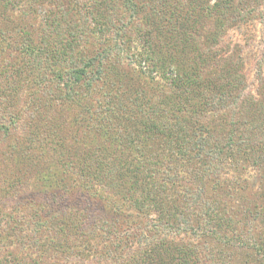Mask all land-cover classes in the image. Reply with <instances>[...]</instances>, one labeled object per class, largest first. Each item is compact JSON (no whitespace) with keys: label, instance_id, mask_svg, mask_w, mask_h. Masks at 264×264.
<instances>
[{"label":"trees","instance_id":"obj_1","mask_svg":"<svg viewBox=\"0 0 264 264\" xmlns=\"http://www.w3.org/2000/svg\"><path fill=\"white\" fill-rule=\"evenodd\" d=\"M19 1L0 0V156H26L18 170L38 173L39 189L17 180L7 239L59 254L53 264L92 251L110 264H264V192L251 205L231 176L264 165V110L230 36L256 0ZM131 32L162 81L119 68ZM83 137L90 147L68 144Z\"/></svg>","mask_w":264,"mask_h":264},{"label":"rangeland","instance_id":"obj_2","mask_svg":"<svg viewBox=\"0 0 264 264\" xmlns=\"http://www.w3.org/2000/svg\"><path fill=\"white\" fill-rule=\"evenodd\" d=\"M30 0H20L19 2L20 5L17 7L18 10H21L26 8V6L29 5ZM64 1V8H68L70 10L69 5L70 1L69 0H63ZM82 2L84 0H81ZM86 2L88 1L89 7L87 8L88 10L91 9V4L93 3V0H85ZM108 3L112 6L116 5L119 6V1L117 0H107ZM214 2L215 0H211ZM85 2V3H86ZM257 4L254 7H250L253 10V22L251 23L250 26L245 25L242 28V30L238 31H233L230 36L232 37L231 39L240 41L242 44V47L244 48V58L246 62V67H247V72H248V80H249V85L250 89L253 90L254 94H256L257 98L259 99L258 108L264 110V83H262V80L264 79V64H260V58H263L264 54V0H256ZM58 3H49L48 6L50 9L56 8L55 5L59 4ZM121 4V3H120ZM40 5V4H38ZM112 6L109 8V11L115 10L113 12H120L119 7L113 8ZM72 7V6H71ZM108 7L104 8L102 12L104 14H107L108 12ZM56 10V9H55ZM53 10V11H55ZM111 13V12H110ZM121 13V12H120ZM111 15V14H110ZM77 19H79L80 13L75 15ZM112 16V15H111ZM117 17V16H116ZM118 17H120L118 13ZM233 17L232 15H227L226 18V23L229 21V19ZM86 18V20H85ZM40 18L37 20H27V23H29L30 27L34 25V27H40ZM83 20H85V26H87L88 31L90 30H96V35H101V31H98L101 27L104 29V25L101 22H98L97 19H95L92 15L88 17H82ZM209 22V23H207ZM204 26L209 29L214 31L213 26V20L207 21V18H205ZM230 26V25H228ZM136 27V24H135ZM134 27V28H135ZM206 28H203V34L208 32ZM216 30V29H215ZM106 31V27H105ZM194 29L192 30L193 33ZM114 32V31H113ZM113 32H109L110 36L113 34ZM200 34L202 33L200 30V26L198 27V31ZM91 33V32H90ZM131 38L133 41L131 43H124L122 40L119 42L117 46L120 48L124 49V51H121V59L122 61L118 64L119 68H121L122 71H124L127 75V78H130V76H134L136 71H143L145 76H149V80L146 79V85L149 83L150 79L153 77H156V81H162L163 74L162 71L157 69L155 71V64L157 63L156 59L150 60L149 57H147V50L149 47L147 46V42L143 43L142 40H145L143 36L139 35L138 33L131 32ZM136 34H138L136 36ZM183 35V33H180ZM105 35V36H109ZM103 36V38L105 37ZM113 36V35H112ZM141 36V37H140ZM190 40L192 41L193 38L191 35H189ZM100 39L96 41V47L100 45ZM142 43V44H141ZM134 69V70H133ZM258 70V71H257ZM261 72L262 77L259 78V73ZM134 74V75H133ZM136 76V75H135ZM134 76V77H135ZM259 78V81L257 80ZM136 81V80H135ZM264 82V80H263ZM144 84V83H142ZM150 84V83H149ZM145 85V86H146ZM261 86V89L260 87ZM258 88V90H257ZM154 95L153 93H151ZM62 98L57 97L56 103L59 107H61L62 104ZM60 113H62L60 111ZM68 114V113H67ZM69 115V114H68ZM67 132V128L64 132V134ZM63 134V135H64ZM65 135H68L65 134ZM92 141L89 138L83 137L81 141H77L75 144L72 139L69 140L68 144L71 145H76V146H81V147H90L92 145ZM7 156L11 157V159L8 158H1L0 156V186L3 187L1 188V193L5 194L6 199L4 201H0V216H4V214L8 213H15L11 211L14 208L15 204H23L21 201V196L18 195L20 192L19 189H16V182L17 180H21L23 183V186L27 187L30 191L39 189V186L35 185L38 180H39V174L36 173L35 171H32L31 175L27 171H19L18 167L21 165L22 167L25 164V157H20L18 155V158H14L12 155L7 154ZM20 164V165H19ZM33 174V175H32ZM234 179H243L247 183L248 188H244L243 192L241 193L242 200L249 202L252 204H256L259 202L260 198L258 197L259 195H262L263 186L264 185V165L259 167L257 166H252L249 163H246L243 165V167L240 169H237L233 171L231 175ZM249 182V183H248ZM262 182V184H260ZM261 185L260 191H257V187ZM42 187V186H41ZM9 189V192L7 191ZM12 194V195H11ZM2 202V203H1ZM25 209L27 210V207L24 205ZM19 214V213H18ZM20 219H22L21 215H17ZM16 216V217H17ZM7 222H8V217H5L3 220L0 219V233L5 235V238L0 239V258H4V262H1V264H32L33 259L37 260V257L40 256V262L42 264H53L55 261V257L58 256L59 254L52 253V252H47L43 253L41 250L36 251L35 247L31 245V240L28 241L27 245L30 246L27 249H23L22 251L19 250V245L15 246L9 239H7V232L13 235V232L7 228ZM143 223H146V219L144 220ZM15 232V231H14ZM63 260H59V264H110L104 256H100L99 254L94 255L93 251L88 255V256H67L64 255L62 256ZM103 262V263H101Z\"/></svg>","mask_w":264,"mask_h":264}]
</instances>
